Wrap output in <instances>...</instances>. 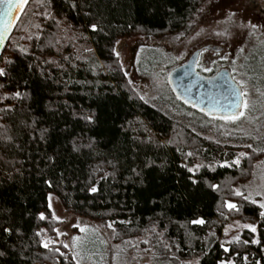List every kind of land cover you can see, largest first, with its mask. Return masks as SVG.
Here are the masks:
<instances>
[{
    "label": "trees",
    "instance_id": "1",
    "mask_svg": "<svg viewBox=\"0 0 264 264\" xmlns=\"http://www.w3.org/2000/svg\"><path fill=\"white\" fill-rule=\"evenodd\" d=\"M202 2L29 0L0 54V264H75L61 243L44 247L50 194L110 223L112 241L150 232L154 260L264 264L263 212L233 191L264 151L246 146L237 164L229 146L180 134L133 92L114 50L183 28ZM229 219L250 227L220 242Z\"/></svg>",
    "mask_w": 264,
    "mask_h": 264
},
{
    "label": "rangeland",
    "instance_id": "2",
    "mask_svg": "<svg viewBox=\"0 0 264 264\" xmlns=\"http://www.w3.org/2000/svg\"><path fill=\"white\" fill-rule=\"evenodd\" d=\"M114 50L133 92L174 120L182 128L180 134L186 128L206 142L229 146L235 162L246 146L264 151V0H203L183 28L157 34L138 31L118 39ZM198 51L208 61L199 69L211 68L198 73L209 76L224 69L239 91L247 94L242 101L249 108H237L235 112L246 114L236 123L222 118L231 113H208L178 99L171 89L168 74ZM233 191L259 207L264 204V155L253 162L249 178L236 183ZM48 206L54 223L51 230H42V241L67 245L75 264H197L195 257L154 260L148 231L115 242L110 223L102 225L75 215L51 194ZM246 226L238 219L227 220L220 242L234 241Z\"/></svg>",
    "mask_w": 264,
    "mask_h": 264
},
{
    "label": "water",
    "instance_id": "3",
    "mask_svg": "<svg viewBox=\"0 0 264 264\" xmlns=\"http://www.w3.org/2000/svg\"><path fill=\"white\" fill-rule=\"evenodd\" d=\"M3 8L4 6L0 5V11H3ZM21 13L18 8L13 9L12 17H15L12 21L13 26L0 43V54ZM195 58L193 54L168 74V82L175 95L184 101L189 100L190 104L211 114L235 112L238 108L235 105L242 101V97L238 100L233 95V92H240L236 83L224 69L210 76L198 73L194 67ZM229 104L233 107L229 108Z\"/></svg>",
    "mask_w": 264,
    "mask_h": 264
},
{
    "label": "snow or ice",
    "instance_id": "4",
    "mask_svg": "<svg viewBox=\"0 0 264 264\" xmlns=\"http://www.w3.org/2000/svg\"><path fill=\"white\" fill-rule=\"evenodd\" d=\"M28 3H29V0H0V5L4 6L3 11H0V43H2L4 41V39L6 38V36L8 34L9 29L13 26L12 21H13V19H15V17H12L13 9L18 8L21 12H23L25 6ZM203 70L204 71H211V68H204ZM0 74H3L2 69H0ZM233 95L236 96L237 99L239 100V97L246 96L247 94L241 91L239 93L233 92ZM177 98L179 99V97H177ZM184 102L189 103L190 101L186 99ZM235 106L240 107L244 110H247L249 108V104L246 100L240 101ZM228 107L231 108V107H233V105L229 104ZM244 110L232 112L231 114L226 115L222 118L224 120H226L227 122L236 123L241 118L245 117L246 113ZM236 163L238 164L239 161H236ZM92 191L95 192L96 189L93 188ZM236 195L241 196V195H243V193L236 192ZM245 198H247V197H245ZM253 202H255V201H253ZM227 207L229 209H235L237 206L235 204L228 203ZM260 207L264 208V204H261ZM262 215H264V213H262ZM41 218L43 219L44 217L42 216ZM196 223H203V221H196ZM246 227H250V226H246ZM251 230L254 232L255 228H251ZM80 231L84 232V231H86V229L81 228ZM44 247H48V245L45 244ZM65 247H67V245H65ZM225 250L227 251V249H225Z\"/></svg>",
    "mask_w": 264,
    "mask_h": 264
},
{
    "label": "flooded vegetation",
    "instance_id": "5",
    "mask_svg": "<svg viewBox=\"0 0 264 264\" xmlns=\"http://www.w3.org/2000/svg\"><path fill=\"white\" fill-rule=\"evenodd\" d=\"M201 51H198L197 53L195 52V56H196V58H195V63H194V67H195V69H196V71H198V72H200V71H204V70H201V69H199V66H202V64H203V66H207L206 65V63L208 62L202 55H201V53H200ZM216 72V71H215ZM215 72H209L208 73V75L210 76V75H212V74H214ZM202 74H203V72H201ZM200 73V74H201Z\"/></svg>",
    "mask_w": 264,
    "mask_h": 264
}]
</instances>
